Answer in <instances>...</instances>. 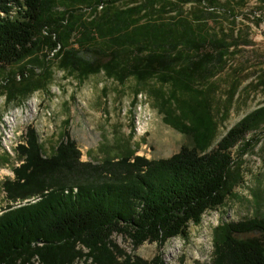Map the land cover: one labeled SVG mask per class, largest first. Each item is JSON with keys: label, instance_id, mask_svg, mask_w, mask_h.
<instances>
[{"label": "trees", "instance_id": "1", "mask_svg": "<svg viewBox=\"0 0 264 264\" xmlns=\"http://www.w3.org/2000/svg\"><path fill=\"white\" fill-rule=\"evenodd\" d=\"M187 1L196 5L189 13ZM231 1L248 0H227L229 15ZM216 8L219 0H0V94L8 104L47 88L54 59L81 81L101 72L120 84L133 78L165 122L192 139L167 158L128 148L93 162L81 160L67 135L45 155L28 126L17 146L22 163L2 184L11 201L38 199L0 214V264H165L161 252L149 260L127 253L113 235L133 250L144 242L161 248L235 195L242 174L232 149L264 124V105L213 145L209 91L198 86L236 41L232 28L219 36L208 26ZM210 264H264V215L216 226Z\"/></svg>", "mask_w": 264, "mask_h": 264}, {"label": "rangeland", "instance_id": "2", "mask_svg": "<svg viewBox=\"0 0 264 264\" xmlns=\"http://www.w3.org/2000/svg\"><path fill=\"white\" fill-rule=\"evenodd\" d=\"M219 2L223 8L206 15L207 24L219 36L232 28L236 41L224 65L220 63L222 68L198 86L209 91L217 123L213 145L245 115L264 105V8L256 0L243 5L231 1L229 15L227 0ZM181 6L189 13L196 5L187 1ZM82 56L93 59L90 52ZM51 64L53 74L47 88L36 90L22 104H8L0 94V210L15 203L7 198L2 182L13 179V168L22 163L17 146L25 143L28 126L36 130L45 155L67 135L76 142L83 161L101 162L128 148L147 158H167L182 145H192L190 136L165 122L152 96L133 78L120 84L101 72L81 81L75 73L60 69L56 60ZM232 151L242 174L233 189L235 195L206 211L198 224L189 223L188 237L171 238L161 248L155 242H144L136 250L121 234L113 235L114 242L147 260L161 252L165 264H210L216 226L264 215V124Z\"/></svg>", "mask_w": 264, "mask_h": 264}, {"label": "built area", "instance_id": "3", "mask_svg": "<svg viewBox=\"0 0 264 264\" xmlns=\"http://www.w3.org/2000/svg\"><path fill=\"white\" fill-rule=\"evenodd\" d=\"M4 12H2V11H0V16H4ZM13 14V12H11V14L10 15H12ZM23 139H24V141H25V137H23ZM21 143H24L23 141H20ZM16 145H17V143H16Z\"/></svg>", "mask_w": 264, "mask_h": 264}]
</instances>
